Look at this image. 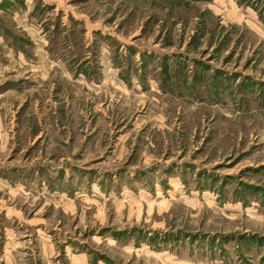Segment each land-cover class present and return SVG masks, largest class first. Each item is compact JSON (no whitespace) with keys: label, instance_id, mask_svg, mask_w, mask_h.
I'll use <instances>...</instances> for the list:
<instances>
[{"label":"rangeland","instance_id":"rangeland-1","mask_svg":"<svg viewBox=\"0 0 264 264\" xmlns=\"http://www.w3.org/2000/svg\"><path fill=\"white\" fill-rule=\"evenodd\" d=\"M0 264H264V0H0Z\"/></svg>","mask_w":264,"mask_h":264}]
</instances>
